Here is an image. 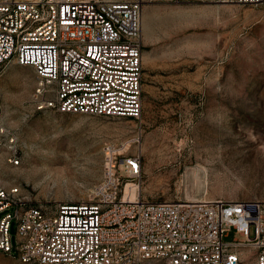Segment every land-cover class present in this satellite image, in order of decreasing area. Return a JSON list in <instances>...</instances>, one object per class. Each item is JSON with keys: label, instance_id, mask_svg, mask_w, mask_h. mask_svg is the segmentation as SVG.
<instances>
[{"label": "rangeland", "instance_id": "rangeland-1", "mask_svg": "<svg viewBox=\"0 0 264 264\" xmlns=\"http://www.w3.org/2000/svg\"><path fill=\"white\" fill-rule=\"evenodd\" d=\"M142 38L140 119L38 110L35 68L12 60L0 69V116L21 157L8 161L5 138L1 185L49 206L87 199L110 144L119 162L141 156L127 190L139 187L145 200H264V5L144 0ZM10 233L16 246L14 221ZM234 238L232 229L225 239ZM242 257L255 264L251 249ZM0 264L23 263L14 249Z\"/></svg>", "mask_w": 264, "mask_h": 264}, {"label": "built area", "instance_id": "built-area-1", "mask_svg": "<svg viewBox=\"0 0 264 264\" xmlns=\"http://www.w3.org/2000/svg\"><path fill=\"white\" fill-rule=\"evenodd\" d=\"M143 3L0 0V69L12 60L35 68L38 110L140 119ZM5 138L8 161L20 164L17 137L0 116V145ZM120 155L107 146L103 178L81 201L34 203L21 186L0 184V252L16 249L23 264H242L249 248L264 264V200L155 202L141 191L131 199L125 185L141 178L142 158ZM232 229L242 238L226 240Z\"/></svg>", "mask_w": 264, "mask_h": 264}, {"label": "bare ground", "instance_id": "bare-ground-1", "mask_svg": "<svg viewBox=\"0 0 264 264\" xmlns=\"http://www.w3.org/2000/svg\"><path fill=\"white\" fill-rule=\"evenodd\" d=\"M202 167V166H201ZM201 169V168H200ZM200 171V170H199ZM193 172H195V174L198 176V170H195V171H193ZM201 172V171H200ZM203 172V171H202ZM192 176V175H191ZM196 177V176H195ZM194 179V178H193ZM196 179V178H195ZM196 180H198V179H196ZM128 184V183H127ZM127 184L125 185V195L126 196H130V198L131 199H135L136 197H137V195H138V193H139V191H141L140 189H139V187H137L134 191L133 190H130V191H128L127 190ZM201 184V183H200ZM196 186V185H195ZM194 186V187H195ZM197 187H198V185H197ZM200 187V186H199ZM191 188V187H190ZM196 188V187H195ZM188 189V188H187ZM198 190V189H197ZM192 194V193H191ZM195 195H197V194H195ZM189 200H197V199H201V198H203V197H196V196H190V195H188V197H187Z\"/></svg>", "mask_w": 264, "mask_h": 264}]
</instances>
